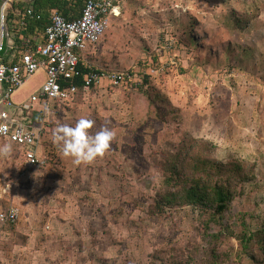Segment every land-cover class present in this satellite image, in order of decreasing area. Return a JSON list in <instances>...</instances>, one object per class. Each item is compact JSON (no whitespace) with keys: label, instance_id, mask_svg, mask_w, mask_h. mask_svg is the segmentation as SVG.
<instances>
[{"label":"rangeland","instance_id":"374dc122","mask_svg":"<svg viewBox=\"0 0 264 264\" xmlns=\"http://www.w3.org/2000/svg\"><path fill=\"white\" fill-rule=\"evenodd\" d=\"M118 19L104 35L105 63L148 90L103 85L68 106L49 103L40 168L26 169L14 147L0 155V210L20 212L0 224V264H264V0H126ZM81 117L94 121L90 132L107 125L116 136L104 155L75 164L54 130ZM187 138L252 169L217 224L191 206L158 210L164 160Z\"/></svg>","mask_w":264,"mask_h":264},{"label":"built area","instance_id":"2783aa9c","mask_svg":"<svg viewBox=\"0 0 264 264\" xmlns=\"http://www.w3.org/2000/svg\"><path fill=\"white\" fill-rule=\"evenodd\" d=\"M18 1L0 0V31L7 28L11 50L15 47L10 34L8 11ZM124 0H87L76 20H66L52 13L45 29L44 40L34 46L30 41L7 62L0 59V139L16 144L26 169H37L45 165L41 154L42 125H32L33 105L39 102L42 109L51 102L68 103L74 99L77 86L74 81L81 79L82 90L88 93L92 88L103 85L109 88L141 86L138 75L130 71H99L90 64L79 69V55L96 48L100 37L108 28L111 18L118 17ZM32 15V10H27ZM18 17L19 11L15 12ZM39 18V17H38ZM24 27L25 23L17 22ZM38 73L44 80L39 89L25 104L15 106L12 96L22 89ZM19 210L9 207L0 211V224L13 225L19 219Z\"/></svg>","mask_w":264,"mask_h":264},{"label":"trees","instance_id":"16d2710c","mask_svg":"<svg viewBox=\"0 0 264 264\" xmlns=\"http://www.w3.org/2000/svg\"><path fill=\"white\" fill-rule=\"evenodd\" d=\"M86 1L29 0L15 3L8 11L10 34L15 47L6 54L3 61L7 62L12 54L16 55L21 48L27 45V41H30L34 46L39 40H44V32L50 23L52 13L55 12L69 21L79 19ZM28 9L32 10L31 16L26 13ZM16 11L20 12L18 17L15 15ZM19 21L25 23L24 27L17 25ZM236 24L240 29L245 25L240 18L236 20ZM79 69L83 70L80 65ZM74 84L78 90L71 102L51 103L55 106H68L75 103L79 96L86 95L82 90L81 79L74 81ZM149 85V82L145 80L141 87L135 86L136 88L133 89L148 90ZM151 98L149 96V102L158 106ZM43 113L36 109L32 112L33 126L41 125ZM10 144L21 156L18 146ZM211 151V145L207 141L187 138L184 139L180 148L174 149L173 153L167 156L164 160L165 176L162 193L159 194L157 201L159 211L163 210L162 207H159L161 205L176 208L191 206L199 211L207 212L211 224L213 222L217 224L216 220L225 215L231 203L243 195L244 185L254 179L252 169L246 168L238 160H230L226 163L217 162L211 158ZM209 228L210 226L206 224L205 229Z\"/></svg>","mask_w":264,"mask_h":264},{"label":"clouds","instance_id":"9594fccd","mask_svg":"<svg viewBox=\"0 0 264 264\" xmlns=\"http://www.w3.org/2000/svg\"><path fill=\"white\" fill-rule=\"evenodd\" d=\"M94 121L81 117L75 125L61 123L54 130V141L62 154L71 157L75 164L92 162L104 155L116 136L113 128L103 125L95 133L90 132ZM13 146L10 143L0 145V155H10Z\"/></svg>","mask_w":264,"mask_h":264},{"label":"crops","instance_id":"0c3cea01","mask_svg":"<svg viewBox=\"0 0 264 264\" xmlns=\"http://www.w3.org/2000/svg\"><path fill=\"white\" fill-rule=\"evenodd\" d=\"M125 2H126V0H124V3ZM122 5H121V7H122ZM121 7H120V11H119V16L118 17L111 18L108 28L113 23V21L119 20L118 18L120 17ZM107 29L105 30L104 34L100 37V39H99V41H98L97 46H96L95 49L88 50L85 53L79 55L81 67H83V65H86V64L89 65L90 64L94 69L99 70V71H106V72H108V71L115 70L114 68H111L110 66L107 67L108 66L107 65L108 63H105V60L106 59H104V56L106 54V50L109 49V46H110V44L112 42L110 40L109 41H107L106 39L104 40V35H105ZM38 74H41V73H38ZM27 83L25 84V86L27 85ZM104 87H105V85H104ZM38 110L44 112L45 114L48 113V111H46V110H42V109H38ZM44 113H43V115H44Z\"/></svg>","mask_w":264,"mask_h":264},{"label":"water","instance_id":"95a60500","mask_svg":"<svg viewBox=\"0 0 264 264\" xmlns=\"http://www.w3.org/2000/svg\"><path fill=\"white\" fill-rule=\"evenodd\" d=\"M11 47L8 30L7 28H4L2 34L0 31V59H3L6 56V54L11 50Z\"/></svg>","mask_w":264,"mask_h":264}]
</instances>
